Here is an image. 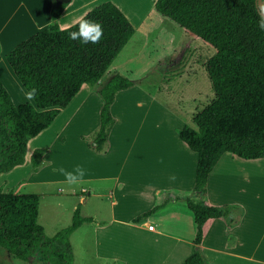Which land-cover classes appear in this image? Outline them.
<instances>
[{
    "label": "rangeland",
    "instance_id": "obj_1",
    "mask_svg": "<svg viewBox=\"0 0 264 264\" xmlns=\"http://www.w3.org/2000/svg\"><path fill=\"white\" fill-rule=\"evenodd\" d=\"M97 1H80L78 5L82 8L75 17L97 5ZM118 1L140 25L98 82L97 88L115 75H122L133 84L116 96L112 108L115 125L103 152L93 151L102 102L95 94V88L87 85L84 87L86 90L75 97L48 130L29 142L27 166L35 149L45 146L47 152L38 170L23 169L22 180L10 189L15 194H34L39 197L37 222L49 237L70 224L72 213L78 205L83 216L93 218V223L83 224L70 238L73 264H125L122 260H113L109 254L118 250L126 251L125 248L131 251L126 256V261H130L127 264H134V261H141L142 257L148 256L149 251L155 249L151 247L155 243L153 238H160L148 236L142 225L131 226L130 220L153 207L156 199L161 197L164 206L172 200L174 204L165 210L167 214L155 215L150 223H154L152 225L157 227L160 235L187 242L183 237L189 236L191 229V237L194 236V221L184 197L193 201L201 200L200 195L191 190L197 156L179 140L178 131L185 126L194 127L193 117L214 100L205 70L206 62L214 55V51L162 19L149 7L151 0ZM260 5L264 11V0H261ZM0 58V80L14 104L31 102L5 62L3 53ZM79 100L81 103L76 107ZM159 153L162 161L157 156ZM189 156L192 160H189ZM225 158L236 161L230 154H226ZM167 162H174L175 168L167 169ZM146 163L151 164L146 167ZM78 164L86 169L85 176L76 184L65 183L57 169L63 167L72 170ZM230 181V184H236V189L229 191L228 196L236 199L240 194L238 187L243 184L250 202L246 203L247 212L242 216L243 210L232 205L235 208L232 219L243 217L245 221L239 227L241 240L231 252L238 251L243 259L254 260H222L221 264L264 262V171L262 175L258 171L251 177L242 175ZM4 189L0 187V191ZM171 189L180 191L167 192ZM86 190L90 191L91 198L85 203L79 202L80 197L87 196ZM100 222L105 224L100 226ZM224 224L227 231L239 225L235 223L228 229L229 223L224 220ZM218 228L219 225L211 228L201 248L209 264H212V257H222L213 252L223 238L215 237L214 232ZM233 238L227 235L222 248H232ZM95 240L105 245L101 247L105 252L96 250ZM172 245L161 247L155 257L164 254L165 250L173 252L175 241ZM98 253L103 254V257ZM183 254L184 251H177L176 258ZM2 256L14 264H26L0 248V264H5Z\"/></svg>",
    "mask_w": 264,
    "mask_h": 264
},
{
    "label": "trees",
    "instance_id": "obj_2",
    "mask_svg": "<svg viewBox=\"0 0 264 264\" xmlns=\"http://www.w3.org/2000/svg\"><path fill=\"white\" fill-rule=\"evenodd\" d=\"M68 3L54 5L50 24L28 37L5 55V62L31 102L15 105L0 80V175L26 163L28 143L48 130L83 86L95 88L102 104L93 151L103 152L115 124L112 105L120 91L132 82L115 75L98 82L107 72L136 29L113 2L105 1L76 23L61 28L58 18ZM153 11L162 19L213 50L205 70L214 100L185 126L178 138L197 155L192 192L200 201L185 196L193 216V252L181 264H209L201 251L207 225L223 219L232 225L234 206L212 205L207 200V180L225 154L246 161L264 159V14L257 0H156ZM101 24L103 34L93 43L73 40L79 22ZM47 148L35 149L29 164L36 172ZM39 197L0 192V248L26 264H73L70 238L91 217L78 205L70 224L49 237L37 222ZM164 207L156 205L132 220L138 224ZM242 216V215H241ZM232 228V227H231Z\"/></svg>",
    "mask_w": 264,
    "mask_h": 264
},
{
    "label": "crops",
    "instance_id": "obj_3",
    "mask_svg": "<svg viewBox=\"0 0 264 264\" xmlns=\"http://www.w3.org/2000/svg\"><path fill=\"white\" fill-rule=\"evenodd\" d=\"M80 1H88V0H71L70 3H68V5L65 7L62 14L58 18V24L61 28H67V27L71 26L72 24L77 22L82 16H84L90 9L93 8L92 7L90 9H86L83 13H81L80 15L75 17V15L78 13V11L81 10V8H82V6L78 5V4H80ZM105 1H111L114 4H116L124 12V14L128 17V19L130 20V22L132 23V25L135 27V29L137 31V27L140 24L135 22L126 13V11L123 9V7L121 6V4L119 3L118 0H98L97 1L98 3H96V4L99 5ZM155 1L156 0L150 1L149 7L151 9H152ZM54 5H55V0H0V54L3 53L4 57H5V55L11 49H13L15 46H17L19 43H21L22 41H24L28 37L32 36L33 34L41 31L42 29H45L51 22L50 11ZM97 5H95V6H97ZM84 87L85 86H83V88L81 89V90H83V92L86 90ZM80 97H81V95H80ZM80 103H81V100L78 101V104L76 105V107ZM112 108H113V105H112ZM55 136H56V134H55ZM28 145H29V143H28ZM40 146H38V147H40ZM44 148H45V146H44ZM187 149H188V147H187ZM191 153H193V152H191ZM193 154H195V153H193ZM27 155H28V151H27ZM225 155H223L221 157V159L218 161V163L215 165V167L212 169L211 173L208 176L207 200L210 204L216 205V206L236 205V206H238L239 210L240 209L243 210V213L241 215H244L245 212H247L246 203H250V202H248V197H247L248 195H246V188L244 189L242 187L243 184H240V186L238 187L240 194H238V196L235 197L236 199H234V198L232 199V197L228 196L229 191L235 190L236 187L234 185H236V184H230L231 183L230 180H236V179H238V177L240 178L242 175H245V177H251V175L258 174V171L262 175V173L264 171V159L255 160V161H246V160H242V159L237 158V157L232 155L233 157H235V159H236V161H235L234 159L225 158ZM157 156L162 161L160 153ZM168 160L172 161L170 159H168ZM189 160H192V158L190 156H189ZM26 164H27V156H26V163L23 166L16 167L11 172H9L7 174L0 175V187L5 188L4 191H0V192L10 191L13 184L22 180L21 178H22V176H24L22 173L23 169H27V171L29 169H31V165L29 164L27 166ZM150 164L151 163H146L145 166L149 167ZM173 164H174V162H167L166 168L169 170L174 169L175 166H173ZM194 179H195V175H194ZM191 185H192L191 188H193L194 180H193V183H191ZM171 191L177 192L180 190L179 189L178 190L177 189H171V190H168L167 192H171ZM242 191H244V192L242 193ZM85 194H87V196L86 197H80L79 202L82 201L83 203H85L87 201V199L91 198V193L89 190H86ZM159 199H161L160 200L161 202H159ZM162 199H163L162 197L157 198L154 206L163 204ZM166 201L167 200H165V202ZM113 202L114 201H112V203ZM256 203H258V198H256ZM173 204H174L173 200L170 204H168L166 202V205L161 210H159L154 215H151L149 218L143 220L142 222H140L138 224H133L132 220L135 219L140 214L150 210L154 206L147 209V210L142 211L141 213H139L138 215H136L135 217H133L130 220L131 226L138 227V226L142 225V227H144V229H146L145 233L148 234V236H159V238H160V239H155L152 237L154 239L155 243L151 247L155 248V249L152 251H149L150 254L144 258L142 257L141 261H139V260H136V262L134 261V264H170L172 262L174 264H181L187 257H189L192 254V252H193V239L195 236V225H194V229H193L194 236L191 237V230L192 229L189 230V236H185V237L182 236L183 238L187 239V242H183L180 239L175 240V239H170V238H167V237L160 235L157 231V227H154V225H152L154 223H150L152 218H154L155 215H159L161 213L167 214V212L165 210ZM235 215H237V214L235 213ZM159 216H161V215H159ZM92 220H93V218H92ZM236 220H237V217H236ZM220 221H222V219L214 220L207 225V234H206V236L203 240V243L201 245V248H202V246L206 242L205 239L210 234L211 228L216 226V225H219V228L214 232V234H215V237H217V238H220V236L223 238L221 239V241L219 243V247L215 248L213 250V252L219 256H222V257H220V258L215 257L214 259L212 257L210 262L212 264H221L223 262L222 260H231V261H243L244 260V261H246V260L250 259V258L243 259V255L239 254L238 251L231 252V250H235L237 248V244L241 240V231H240L239 227H240V225L243 224V222L245 221V218H243V217L241 219L238 218V222L236 224L237 225L239 224V225L236 228H234L232 231H227L226 226H225L226 224H224V220H223V222H220ZM172 222H174V221H172ZM91 223H93V221ZM175 223H177V222H175ZM85 224H87V223H85ZM104 224H105V222L99 223L100 226H102ZM149 226H153V230H149L148 229ZM239 231H240V233H239ZM227 235L228 236L230 235L231 239L233 237H235V238H233V240H231L232 241L231 247L233 248V246H235L233 249L229 248V249L225 250L222 248L223 244L225 243V239L227 240ZM174 241H175L176 245H175L173 252L168 253V250H165L164 254L160 255L159 257H155L157 252L160 251L161 247H172L173 246L172 244ZM190 242H192V244H190ZM98 243H97V241L95 242L96 250L105 252L101 248V247H104L105 245H100ZM191 246H192V248H191ZM125 249H126V251L118 250L116 252H109V254L111 255V258L113 260H117V261L122 260L121 262H125V264H127L130 261H126V256H128L131 253V251H130V248H125ZM177 251H184V254L181 257L176 258ZM104 254H106V253H104ZM98 255L100 257H103L102 256L103 254L98 253ZM1 259L4 260L3 262L5 264H14L13 261H9V258H6L4 256H2ZM128 259H129V257H128ZM250 260H254V259H250ZM252 263L253 264H264V262H258V261L257 262L254 261Z\"/></svg>",
    "mask_w": 264,
    "mask_h": 264
},
{
    "label": "clouds",
    "instance_id": "obj_4",
    "mask_svg": "<svg viewBox=\"0 0 264 264\" xmlns=\"http://www.w3.org/2000/svg\"><path fill=\"white\" fill-rule=\"evenodd\" d=\"M103 34L100 23L87 19L79 22L77 31L70 32L69 35L73 40L79 39L82 43L97 42ZM64 177V182L71 185L78 183L84 176L86 169L82 165H76L72 170L59 167L57 169Z\"/></svg>",
    "mask_w": 264,
    "mask_h": 264
},
{
    "label": "water",
    "instance_id": "obj_5",
    "mask_svg": "<svg viewBox=\"0 0 264 264\" xmlns=\"http://www.w3.org/2000/svg\"><path fill=\"white\" fill-rule=\"evenodd\" d=\"M71 0H55V5L57 6V5H60V4H62V3H69ZM260 3H261V0H257V6H258V9H259V11L261 12V13H263L264 14V11H262L260 8H261V5H260Z\"/></svg>",
    "mask_w": 264,
    "mask_h": 264
},
{
    "label": "built area",
    "instance_id": "obj_6",
    "mask_svg": "<svg viewBox=\"0 0 264 264\" xmlns=\"http://www.w3.org/2000/svg\"><path fill=\"white\" fill-rule=\"evenodd\" d=\"M148 229H149V230H153V226H149Z\"/></svg>",
    "mask_w": 264,
    "mask_h": 264
}]
</instances>
